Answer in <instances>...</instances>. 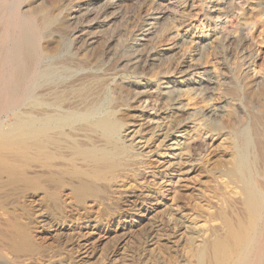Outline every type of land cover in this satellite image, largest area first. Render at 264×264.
Returning <instances> with one entry per match:
<instances>
[{
  "label": "rangeland",
  "instance_id": "1",
  "mask_svg": "<svg viewBox=\"0 0 264 264\" xmlns=\"http://www.w3.org/2000/svg\"><path fill=\"white\" fill-rule=\"evenodd\" d=\"M176 1L0 0V20L13 4L39 30L42 51L62 59L74 89L113 96L125 142L140 155L109 203L63 224L37 212L28 168L19 212L35 223L39 255L22 252L19 264H194L191 249L211 231L247 220L241 184L228 171L232 137L246 131L253 180L264 189V0H191L184 17ZM16 118L0 115L4 128Z\"/></svg>",
  "mask_w": 264,
  "mask_h": 264
},
{
  "label": "bare ground",
  "instance_id": "2",
  "mask_svg": "<svg viewBox=\"0 0 264 264\" xmlns=\"http://www.w3.org/2000/svg\"><path fill=\"white\" fill-rule=\"evenodd\" d=\"M176 2L181 17L188 8L194 7L191 0ZM7 5L0 20L3 24L0 44L5 52L2 57L0 53V115L13 113L17 118L8 128L0 121V264H19L22 252L39 255L35 237L29 231L33 223L30 215L26 217L25 212H19L22 199L19 183H26L28 168L33 169L32 192L37 212L40 215L44 212L56 224H63L71 223L74 217L83 221L95 207L105 201L109 203L116 183L140 165V155L136 156L134 147L125 142L128 139L123 136L125 124L118 118L116 107H111L113 96L74 89L71 79L66 80L69 70L59 61L60 57L46 55L37 44L39 30L13 4ZM93 41L87 39L90 44ZM139 58L137 54L127 64L134 65ZM186 74L187 70L181 72L183 77ZM163 88L165 94L173 89L172 86ZM186 120L176 123L178 133L185 128ZM251 141L246 131L234 134L230 142L237 153L228 171L229 176L241 184L243 193L239 190L243 194L247 220L233 223L227 219L224 232L215 229L202 245L191 247L194 264H264V189L258 188L253 180L248 151ZM4 177L6 181H2ZM101 213L96 211L98 216Z\"/></svg>",
  "mask_w": 264,
  "mask_h": 264
}]
</instances>
